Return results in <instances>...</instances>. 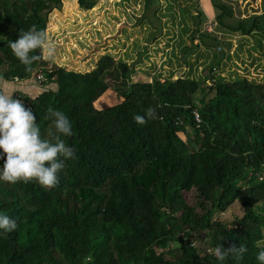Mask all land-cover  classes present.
<instances>
[{
    "label": "trees",
    "instance_id": "1",
    "mask_svg": "<svg viewBox=\"0 0 264 264\" xmlns=\"http://www.w3.org/2000/svg\"><path fill=\"white\" fill-rule=\"evenodd\" d=\"M64 1L0 0V77L28 81L42 71L43 85H57L26 97L25 107L52 142L48 110L65 113L73 135L60 139L76 157L65 161L54 188L35 180L0 181V215L18 225L0 231V264H219L217 246L233 244L247 249L240 264H258L256 254L264 249V84L216 80L214 67L202 82L187 76L134 82V65L109 55L93 71L78 73L51 68L39 49L32 54L41 59L26 72L9 42L33 26L47 36L50 14ZM78 3L85 11L98 4ZM212 3L222 30L262 32L258 16L232 23L233 9L222 0ZM209 76L214 85L205 88ZM110 90L123 99L113 107ZM136 115L146 123L137 124ZM192 191L194 204L184 197ZM236 204L242 217L232 224L214 220ZM204 233L206 248L195 245ZM225 264L237 262L230 256Z\"/></svg>",
    "mask_w": 264,
    "mask_h": 264
},
{
    "label": "rangeland",
    "instance_id": "2",
    "mask_svg": "<svg viewBox=\"0 0 264 264\" xmlns=\"http://www.w3.org/2000/svg\"><path fill=\"white\" fill-rule=\"evenodd\" d=\"M96 1L98 4L92 12L105 19V22L100 21L98 27L101 25L107 42L110 40L114 43V40L121 39V45L114 43L120 46V51L110 54L116 60L126 58L130 62L134 61V82H151L153 78L164 81L169 77L176 80L183 76L202 82L205 71L214 67L213 77L216 80L231 83L240 77L264 84V0H222L223 4L233 9L232 23L258 16L262 32L249 37L222 30L217 20L219 11L213 7L212 0ZM209 29L216 31L212 36L222 37L224 42L209 39L206 35ZM193 37L201 38L200 43L193 41ZM193 42L200 45L196 46ZM112 47L115 46L109 49ZM183 47L186 49L183 50ZM159 51H163V54L159 55ZM44 58L50 62L51 68L59 67L47 59L46 53ZM68 59L59 65L69 70L90 71V68L81 64H77L75 69L66 66ZM39 85L44 91L58 88L56 84ZM213 85L211 76L203 87L211 88ZM103 98H107V95ZM109 98L113 101L108 107L123 100L113 90L109 91ZM179 135L186 140L184 134ZM184 197L187 202L194 204V191L185 193ZM242 216L243 210L236 204L225 213H216L214 220L232 224ZM197 237L200 238L195 245L206 248L207 233ZM261 245L264 246V241Z\"/></svg>",
    "mask_w": 264,
    "mask_h": 264
},
{
    "label": "clouds",
    "instance_id": "3",
    "mask_svg": "<svg viewBox=\"0 0 264 264\" xmlns=\"http://www.w3.org/2000/svg\"><path fill=\"white\" fill-rule=\"evenodd\" d=\"M13 55L25 66V71L31 73L34 62L41 59L39 55L32 54L36 50L46 53L47 59L52 60L55 49L42 30L35 26L27 32H20L15 42H9ZM46 119H51L54 131L48 135L55 142L45 139L41 129L36 123V117L30 108H26L13 94L0 91V181L15 184L28 183L33 180L46 189L54 188L59 184L58 173L64 168L65 161L75 159L72 147L66 145L63 137L73 135L72 123L62 111L48 110ZM147 116L155 117V110L148 109ZM134 121L144 125V116L136 115ZM17 222L7 215H0V231L5 233L17 229ZM247 249L243 246L231 245L225 249L218 245L215 256L219 264H225L231 256L237 264L243 259ZM258 264H264V249L256 254Z\"/></svg>",
    "mask_w": 264,
    "mask_h": 264
},
{
    "label": "crops",
    "instance_id": "4",
    "mask_svg": "<svg viewBox=\"0 0 264 264\" xmlns=\"http://www.w3.org/2000/svg\"><path fill=\"white\" fill-rule=\"evenodd\" d=\"M93 13L92 10L85 11L80 9L78 0H65L60 9H56L50 14L47 37L55 49L54 60L50 61H54L59 67H62L59 64L69 58L66 66L75 69L77 64H81L90 68V71L87 72H91L96 68L97 63L103 56L109 55L113 57L110 53L120 51V46L117 47L115 44L120 43L121 45V39L114 40L115 44L109 40L108 42L111 43L109 45L107 38H105L106 34L100 29L101 25L98 27L100 21L105 22V19L96 12ZM110 46L115 47L109 49ZM161 54H163V51H159V55ZM117 61L127 62L131 66L134 62H130L126 58ZM68 71L75 70L68 69ZM0 91L5 94H13V96L21 92L26 97L37 98L46 90H42L36 77L20 82L7 81L0 77Z\"/></svg>",
    "mask_w": 264,
    "mask_h": 264
},
{
    "label": "built area",
    "instance_id": "5",
    "mask_svg": "<svg viewBox=\"0 0 264 264\" xmlns=\"http://www.w3.org/2000/svg\"><path fill=\"white\" fill-rule=\"evenodd\" d=\"M214 26V25H213ZM209 33H215L214 32V30L213 29H209V30H207ZM36 79H37V81H38V83L39 84H42L45 80H46V78H45V75H44V73L42 72V71H40L38 74H37V77H36ZM16 81H18V82H20L19 80H16ZM13 98L14 99H19L21 102H22V104L24 105V106H27L28 105V102L26 101V96L23 94V93H21V92H18L17 94H15L14 96H13ZM193 116H194V120H195V122L198 124V125H200L201 123H202V119H201V116H200V114H199V112L197 111V110H195V111H193ZM209 251V250H208Z\"/></svg>",
    "mask_w": 264,
    "mask_h": 264
}]
</instances>
